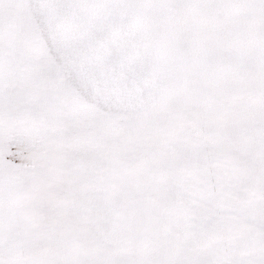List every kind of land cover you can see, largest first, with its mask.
Returning a JSON list of instances; mask_svg holds the SVG:
<instances>
[{
	"label": "snow or ice",
	"instance_id": "6c2138e0",
	"mask_svg": "<svg viewBox=\"0 0 264 264\" xmlns=\"http://www.w3.org/2000/svg\"><path fill=\"white\" fill-rule=\"evenodd\" d=\"M0 264H264V0H0Z\"/></svg>",
	"mask_w": 264,
	"mask_h": 264
}]
</instances>
